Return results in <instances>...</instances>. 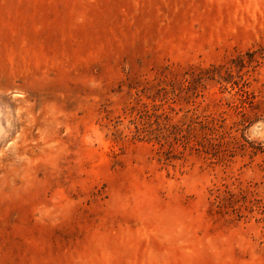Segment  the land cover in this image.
I'll list each match as a JSON object with an SVG mask.
<instances>
[{
    "label": "rangeland",
    "instance_id": "rangeland-1",
    "mask_svg": "<svg viewBox=\"0 0 264 264\" xmlns=\"http://www.w3.org/2000/svg\"><path fill=\"white\" fill-rule=\"evenodd\" d=\"M0 264H264V0H0Z\"/></svg>",
    "mask_w": 264,
    "mask_h": 264
}]
</instances>
